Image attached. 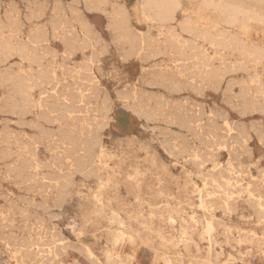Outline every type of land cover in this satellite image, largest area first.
Segmentation results:
<instances>
[{"label": "rangeland", "instance_id": "obj_1", "mask_svg": "<svg viewBox=\"0 0 264 264\" xmlns=\"http://www.w3.org/2000/svg\"><path fill=\"white\" fill-rule=\"evenodd\" d=\"M176 1L0 0V264H264V0Z\"/></svg>", "mask_w": 264, "mask_h": 264}, {"label": "bare ground", "instance_id": "obj_2", "mask_svg": "<svg viewBox=\"0 0 264 264\" xmlns=\"http://www.w3.org/2000/svg\"><path fill=\"white\" fill-rule=\"evenodd\" d=\"M143 4H144V8H146L147 10H150L152 13H153V15H154V17L155 18H157V19H159L160 21H164L166 18H167V15H171V12H173L174 11V9H175V7H176V5H177V1L176 0H144V2H143ZM206 4L207 5H210V6H214L215 4H214V1L213 0H206ZM222 13H223V15H224V17H225V21L224 22H226V23H229V24H233V23H236L238 20H239V18H241V20H247V19H249V18H251V19H258V20H263L264 19V12H262V11H258V12H255V13H250V10H248L247 8H245V7H242V6H239V5H235V4H233L232 2H223V4H222ZM57 8V7H56ZM13 17V16H12ZM60 17V16H59ZM78 18V17H77ZM37 19H39V18H37ZM64 20H65V18H64ZM79 20V19H78ZM56 21V20H55ZM60 22V21H59ZM62 22V21H61ZM77 23V22H76ZM6 26V25H5ZM60 28V27H59ZM88 28V27H87ZM38 29V28H37ZM192 29V28H191ZM76 30V29H75ZM63 31V30H62ZM90 31V30H89ZM193 32V31H192ZM191 32V33H192ZM11 33V32H10ZM55 34V33H54ZM68 34H69V32H68ZM142 34V33H141ZM125 35V34H124ZM61 36V35H60ZM72 36V35H71ZM91 36V35H90ZM163 36V35H162ZM177 36V35H176ZM177 37H179V36H177ZM58 39V38H57ZM76 39V38H75ZM165 39V38H164ZM182 39V38H181ZM28 40V39H27ZM93 40H95V39H93ZM90 41V40H89ZM45 42V41H44ZM179 42V41H178ZM6 43V42H5ZM31 43V42H30ZM40 43V42H39ZM124 43V42H123ZM143 43V42H142ZM100 44V43H99ZM188 44V43H187ZM231 44H233V43H231ZM15 45V44H14ZM18 45H19V43H18ZM24 45V44H23ZM22 45V46H23ZM83 45V44H82ZM174 45H175V43H174ZM234 45V44H233ZM68 47V46H67ZM181 47V46H180ZM8 48V47H7ZM194 48H196V47H194ZM40 51H42V50H40ZM45 53V52H44ZM64 53V52H63ZM20 54V53H19ZM52 54V53H51ZM180 54V53H179ZM29 55H31V54H29ZM38 55V54H37ZM43 55V54H42ZM48 55V54H47ZM64 55H66V54H64ZM183 55V54H182ZM181 55V57H183ZM206 55V54H205ZM209 55H210V53H209ZM51 56V55H50ZM68 56V55H67ZM187 56V55H186ZM27 57V56H26ZM35 57V56H34ZM56 57V56H55ZM200 57V56H199ZM192 58V57H191ZM196 58V57H195ZM30 59H31V57H30ZM34 59V58H33ZM62 59V58H61ZM190 59V58H189ZM198 59V58H197ZM203 59V58H202ZM201 59V60H202ZM48 60V59H47ZM23 61H24V59H23ZM183 61H184V59H183ZM197 61V60H196ZM33 62V61H32ZM92 62V61H91ZM193 62V61H192ZM223 63V62H222ZM92 64V63H91ZM202 64V63H201ZM52 65V64H51ZM194 65V64H193ZM198 65V64H197ZM209 65V64H208ZM69 66V65H68ZM80 66V65H79ZM221 66H223V65H221ZM87 67H88V65H87ZM92 67V66H91ZM161 67V66H160ZM185 67H186V64H185ZM195 67V66H194ZM197 68L198 67H201L200 65L199 66H196ZM214 67V66H213ZM39 68V67H38ZM189 68V67H188ZM217 68V67H216ZM226 68V67H225ZM232 68V67H231ZM163 69V68H162ZM171 69V68H170ZM185 69V68H184ZM224 69V68H223ZM42 70V69H41ZM45 70V69H44ZM171 70H173V69H171ZM219 70H220V68H219ZM222 70V69H221ZM239 70V69H238ZM68 71V70H67ZM162 71V70H161ZM185 71H187V70H185ZM191 71V70H190ZM197 72L199 71V69L198 70H196ZM224 71V70H223ZM45 72V71H44ZM89 72V71H88ZM171 72V71H170ZM193 72V71H192ZM204 72V71H203ZM206 72V71H205ZM71 73H72V71H71ZM77 73V72H76ZM161 73V72H160ZM190 73V72H189ZM214 73V72H213ZM80 74V73H79ZM162 74V73H161ZM186 74V73H185ZM187 74H188V72H187ZM203 74V73H202ZM208 74V73H207ZM206 73H205V75H207ZM210 74V73H209ZM211 74H212V72H211ZM218 74V73H217ZM55 75V74H54ZM93 75V74H92ZM214 75V74H213ZM212 75V77H215L216 76V74L213 76ZM219 75V74H218ZM221 75H223L222 73H221ZM226 75V74H225ZM224 75V76H225ZM230 75V74H229ZM178 76V75H177ZM180 76V75H179ZM189 76V75H188ZM209 76V75H208ZM207 76V77H208ZM227 76V75H226ZM185 77V76H184ZM219 77H220V75H219ZM23 78V77H22ZM191 78V77H190ZM199 78H200V76H199ZM210 78H211V76H210ZM221 78V77H220ZM223 78V77H222ZM73 79V78H72ZM78 79H80V78H78ZM91 79V78H90ZM156 79V78H155ZM165 79H166V77H165ZM170 79V78H169ZM196 79V78H195ZM208 79V78H207ZM212 79H214V78H212ZM216 79V78H215ZM231 79H233V78H231ZM164 80V79H163ZM167 80V79H166ZM171 80H172V78H171ZM188 80V79H187ZM202 80V78L200 79V81ZM216 80H218V78L216 79ZM224 80V79H223ZM39 81V80H38ZM53 81V80H52ZM82 81V80H81ZM180 81V80H179ZM186 81V80H185ZM228 81V80H227ZM232 81H234V79L232 80ZM29 82V81H28ZM88 82V81H87ZM91 82V81H90ZM155 82V81H154ZM193 82H194V80H193ZM216 82H218V81H216ZM229 82H230V80H229ZM236 82V81H235ZM204 83H205V81L203 82V85H204ZM227 83V82H226ZM165 84V83H164ZM167 84V83H166ZM220 84V83H219ZM218 84V85H219ZM232 84H234L233 82H232ZM80 85V84H79ZM157 85V84H156ZM176 85H177V83H176ZM175 85V86H176ZM191 85H194V84H191ZM229 85V84H228ZM162 86V85H161ZM171 86V85H170ZM169 86V87H170ZM235 86H236V84H235ZM252 86V85H251ZM80 87V86H79ZM172 87V86H171ZM182 87H183V85H182ZM182 87H178L179 89L178 90H180L181 89V91L180 92H183L182 91ZM232 87V86H231ZM194 88V87H193ZM26 89V88H25ZM165 89V88H164ZM168 89V88H167ZM173 89V88H172ZM174 89H177V88H174ZM173 89V90H174ZM212 89V88H211ZM229 89H230V87H229ZM240 89V88H239ZM24 90V89H23ZM90 90V89H89ZM185 90V89H184ZM193 90V89H192ZM197 90H199V89H197ZM196 90V91H197ZM218 90H220L219 88H218ZM224 90H225V88H224ZM244 90V89H243ZM169 91V90H168ZM186 91V90H185ZM204 91V90H203ZM202 91V92H203ZM223 91V90H222ZM232 91V90H231ZM261 91V90H260ZM140 92V91H139ZM171 92V91H170ZM201 92V91H200ZM251 92V91H250ZM69 93V92H68ZM173 93V92H172ZM178 93V92H177ZM223 93V92H222ZM247 93V92H246ZM55 94H56V92H55ZM153 94V93H152ZM155 94V93H154ZM161 94V93H160ZM224 94V93H223ZM242 94V93H241ZM252 94V93H251ZM243 95V94H242ZM249 95V94H248ZM85 96V95H84ZM165 95H163V97H164ZM107 97V96H106ZM141 97V96H140ZM162 97V98H163ZM229 96H227V98H228ZM239 97V96H238ZM244 97V96H243ZM254 97V96H253ZM82 98V97H81ZM86 98V97H85ZM241 97H239V99H240ZM67 99H69V98H67ZM73 99V98H72ZM160 99V98H159ZM164 99H165V97H164ZM163 99V100H164ZM184 99V98H183ZM187 99V98H186ZM189 99V98H188ZM188 99H187V101H188ZM139 100V99H138ZM142 100V99H141ZM140 100V102H142ZM158 100V99H157ZM170 100V99H169ZM176 100V99H175ZM222 100V99H221ZM235 100H236V98H235ZM59 101V100H58ZM67 101V100H66ZM73 101V100H72ZM166 101H168V98H167V100ZM172 101V100H171ZM174 101V100H173ZM179 101H182V100H180L179 99ZM178 101V102H179ZM229 101V100H228ZM159 102H160V100H159ZM169 103H170V101H168ZM177 102V103H178ZM226 102V101H225ZM48 103V102H47ZM143 103V102H142ZM148 103V102H147ZM151 103V102H150ZM160 103H162V102H160ZM166 103V102H165ZM164 103V104H165ZM187 103V102H186ZM195 103V102H194ZM16 104V103H15ZM143 104H145V103H143ZM157 104V103H156ZM163 104V107L165 106ZM168 104V103H167ZM166 104V105H167ZM180 104V103H179ZM179 104H178V106H179ZM196 104V103H195ZM149 105V104H148ZM162 105V104H161ZM170 105V104H169ZM174 105H176V104H174ZM185 105H187V104H185ZM192 105V104H191ZM198 105V104H197ZM202 105V104H201ZM200 105V106H201ZM227 105V104H226ZM146 106H147V104H146ZM181 106V105H180ZM202 106H204V105H202ZM236 106V105H235ZM239 105H237L236 107H238ZM47 107V106H46ZM68 107V106H67ZM153 107V106H152ZM173 107V106H172ZM171 107V108H172ZM176 107V106H175ZM197 107V106H196ZM210 107V106H209ZM234 107V106H233ZM250 107V106H249ZM65 108V107H64ZM171 108H170V110H171ZM174 108V107H173ZM172 108V109H173ZM190 107H188V109H189ZM194 108V107H193ZM200 109H202L201 107H199ZM205 108V107H204ZM203 108V109H204ZM241 108V107H240ZM71 109V108H70ZM164 109V108H163ZM179 109V108H178ZM183 109V108H182ZM218 109H220V108H218ZM233 109V108H232ZM72 110V109H71ZM152 110V109H151ZM167 110H169V109H167ZM175 110V109H174ZM192 110V109H191ZM205 110V109H204ZM210 110V109H209ZM215 110H216V108H215ZM256 110V109H255ZM148 111V110H147ZM172 111V110H171ZM177 111V110H176ZM183 111V110H182ZM181 111V112H182ZM222 111V110H221ZM220 111V112H221ZM63 112V111H62ZM80 112V111H79ZM149 112H150V110H149ZM173 112V111H172ZM178 112V111H177ZM187 113H188V111H186ZM185 112V113H186ZM189 112H190V110H189ZM195 112V111H194ZM203 112V111H202ZM246 112V111H245ZM52 113V112H51ZM69 113V112H68ZM74 113V112H73ZM165 113H167V112H165ZM171 113V112H170ZM175 113V112H174ZM178 113H180V112H178ZM186 113V114H187ZM196 113V116H198L197 115V112H195ZM194 113V114H195ZM201 113V112H200ZM199 113V114H200ZM214 113V112H213ZM226 113V112H225ZM177 114V113H176ZM181 114H183V113H181ZM202 114V113H201ZM200 114V116H202ZM216 114V113H215ZM221 114H223V113H221ZM228 114V113H227ZM57 115V114H56ZM66 115V114H65ZM150 115V114H149ZM178 115V114H177ZM184 115V114H183ZM182 115V117H184ZM190 115V114H189ZM189 115H186V116H188L189 117ZM214 115V114H213ZM217 115V114H216ZM181 116V115H180ZM185 116V117H186ZM191 116H193V115H191ZM195 116V115H194ZM209 116V115H208ZM218 116H219V113H218ZM223 115H220V118L222 117ZM187 117V118H188ZM146 118V117H145ZM178 118H180V117H178ZM194 118V117H193ZM198 118V117H197ZM203 118V117H202ZM205 118V117H204ZM208 118V117H207ZM211 118V117H210ZM217 118V117H216ZM184 119V118H183ZM186 119V118H185ZM200 119H201V117H200ZM213 119V118H212ZM218 119V118H217ZM225 119V118H224ZM57 120V119H56ZM187 120V119H186ZM192 120V119H191ZM194 120H195V118H194ZM193 120V121H194ZM198 120V119H197ZM208 120V119H207ZM206 120V121H207ZM223 120V119H222ZM221 120V121H222ZM198 121H200V120H198ZM213 121V120H212ZM212 121H211V123H212ZM85 122V121H84ZM191 122V121H190ZM214 122V124L216 123L215 121H213ZM229 122H231V121H229ZM189 123V122H188ZM228 123V122H227ZM193 124V123H192ZM201 124V123H200ZM203 124V123H202ZM206 124V123H205ZM209 124V123H208ZM219 124V123H218ZM230 124V123H229ZM211 125V124H210ZM213 125V124H212ZM221 125V124H220ZM223 125V124H222ZM221 125V126H222ZM236 125V124H235ZM198 126H200V125H198ZM220 126V127H221ZM231 126H233V125H231ZM197 127V126H196ZM201 127V126H200ZM199 127V128H200ZM210 127V126H209ZM218 127V126H217ZM228 127V126H227ZM234 127V126H233ZM159 128V127H158ZM199 128H198V130H199ZM202 128V127H201ZM200 128V129H201ZM207 128V127H206ZM245 128V127H244ZM217 129V128H216ZM219 129V131L221 132V128H218ZM217 129V130H218ZM221 129V130H220ZM237 129V128H236ZM251 129V128H250ZM163 130V129H162ZM171 130V129H170ZM169 130V131H170ZM183 130V129H182ZM204 130V129H203ZM233 131V130H232ZM245 131H247V130H245ZM251 131H253V130H251ZM172 132V131H171ZM193 132H195V131H193ZM198 132V131H197ZM244 132V131H243ZM261 132V131H260ZM174 133V132H173ZM176 133H178V132H176ZM175 133V134H176ZM186 133H188V132H186ZM202 133V132H201ZM214 133V132H213ZM84 134V133H83ZM83 134H81V135H83ZM174 134V135H175ZM179 134V133H178ZM182 133H180V135H181ZM196 134V133H195ZM194 134V135H195ZM212 134V133H211ZM90 135V134H89ZM184 135V134H183ZM215 134H213V136H214ZM257 135V134H256ZM168 136V135H167ZM185 136V135H184ZM198 137H199V135H197ZM226 136V135H225ZM230 137H231V135H229ZM247 136V135H246ZM176 137V136H175ZM177 137H179L178 135H177ZM180 137H182V136H180ZM186 137V136H185ZM197 137V138H198ZM229 137V138H230ZM235 137V136H234ZM249 137V136H248ZM93 138H94V136H93ZM174 138V137H173ZM212 138V137H211ZM221 138V137H220ZM229 138H227V139H229ZM240 138V137H239ZM25 139V138H24ZM199 139V138H198ZM235 139V138H234ZM236 139H238V137L236 138ZM182 140V139H181ZM217 139H215V141H216ZM246 140V139H245ZM82 141V140H81ZM227 141V140H226ZM232 141V140H231ZM236 141V140H235ZM177 142V141H176ZM198 142V141H197ZM199 142H203V141H199ZM219 142V141H218ZM234 142V141H233ZM179 143V142H178ZM189 143V142H188ZM214 143V142H213ZM229 144V143H228ZM230 144H232V143H230ZM64 145V144H63ZM83 145V144H82ZM188 145H190V144H188ZM167 147V146H166ZM175 147V146H174ZM194 147H196V146H194ZM215 147V146H214ZM221 147V146H220ZM83 148V147H82ZM86 148V147H85ZM181 148H182V146H181ZM198 148V147H197ZM206 148H207V146H206ZM171 149V148H170ZM174 149V148H173ZM93 151H94V149H92ZM167 150V149H166ZM227 150V149H226ZM229 150V149H228ZM177 151H178V148H177ZM203 151V150H202ZM235 151V150H234ZM166 152V151H165ZM169 152V151H168ZM206 152V151H205ZM167 153V152H166ZM25 154V153H24ZM228 154V153H227ZM181 155V154H180ZM207 155V154H206ZM175 156V155H174ZM230 156V155H229ZM237 156V155H236ZM190 158V157H189ZM199 158V157H198ZM211 158V157H210ZM235 158V157H234ZM79 159H80V157H79ZM20 160V159H19ZM207 160V159H206ZM81 161V160H80ZM92 161V160H91ZM210 161V160H209ZM88 162V161H87ZM194 162V161H193ZM213 162H214V160H213ZM239 162V161H238ZM93 163V162H92ZM91 163V164H92ZM205 163H207V162H205ZM199 164H200V162H199ZM236 164H238L237 162H236ZM79 165V164H78ZM222 165V164H221ZM8 166V165H7ZM197 166V165H196ZM236 166H238V165H236ZM13 167V166H12ZM16 167H18V165H16ZM42 168V167H41ZM201 168H202V166H201ZM219 168V167H218ZM233 168H235L234 166H233ZM237 168V167H236ZM238 168H240V167H238ZM82 170V169H81ZM216 170V169H215ZM236 170H238V169H236ZM235 170V171H236ZM31 171V170H30ZM206 173H207V171H206ZM235 173V172H234ZM241 173V172H240ZM49 174V173H48ZM205 175V174H204ZM236 175V174H235ZM53 176V175H52ZM195 176V175H194ZM35 177V176H34ZM44 177H45V175H44ZM202 177V176H201ZM227 177V176H226ZM228 178V177H227ZM231 178H233L232 176H231ZM242 178V177H241ZM87 179V178H86ZM202 179V178H201ZM234 179V178H233ZM237 179V178H236ZM206 181L208 180V179H205ZM210 180V179H209ZM226 180V179H225ZM235 180V179H234ZM244 180V179H243ZM66 181V180H65ZM72 182V181H71ZM75 182V181H74ZM214 182V181H213ZM219 182V181H218ZM217 182V183H218ZM230 182V181H229ZM205 183H207V182H205ZM240 183H241V181H240ZM249 183V182H248ZM74 185V184H73ZM215 185V184H214ZM28 186V185H27ZM222 186V185H221ZM225 186V185H224ZM231 186V185H230ZM240 186V185H239ZM219 187V186H218ZM226 187V186H225ZM36 188V187H35ZM55 188V187H54ZM221 188V187H220ZM224 188V187H223ZM227 189H228V187H226ZM222 189V188H221ZM226 189V191H228ZM202 190V189H201ZM223 190V189H222ZM213 191V190H212ZM239 191H241V190H239ZM224 192V191H223ZM207 193V192H206ZM231 193V192H230ZM70 194V193H69ZM228 195V194H227ZM259 195V194H258ZM206 196V195H205ZM232 196V195H231ZM260 196V195H259ZM229 197V196H228ZM254 197V196H253ZM212 199V198H211ZM220 199V198H219ZM204 201V200H203ZM225 203V202H224ZM201 204V203H200ZM260 204V203H259ZM19 206V205H18ZM259 206V205H258ZM261 206V205H260ZM262 207V206H261ZM244 209V208H243ZM257 209H259V208H257ZM224 210V209H223ZM228 211V210H227ZM231 211V210H230ZM256 211V210H255ZM257 211H259V210H257ZM233 212H234V210H233ZM21 214V213H20ZM257 214H259V213H257ZM22 217V216H21ZM24 217V216H23ZM33 217V216H32ZM40 217V216H39ZM212 217V216H211ZM258 217V216H257ZM215 218V217H214ZM214 218H211V219H214ZM243 218V217H242ZM120 222V221H119ZM224 225V224H223ZM220 227V226H219ZM222 227V226H221ZM226 227V226H225ZM225 227H224V229H225ZM27 228V227H26ZM223 228V227H222ZM228 229V228H227ZM26 231V230H25ZM33 231V230H32ZM223 232V231H222ZM130 239V238H129ZM132 240V239H131ZM195 243V242H194ZM39 247V246H38ZM49 247V246H48ZM54 247H55V245H54ZM26 249V248H25ZM64 251V250H63ZM54 254V253H53ZM108 260V259H107ZM17 263V262H16ZM54 264V263H53Z\"/></svg>", "mask_w": 264, "mask_h": 264}]
</instances>
